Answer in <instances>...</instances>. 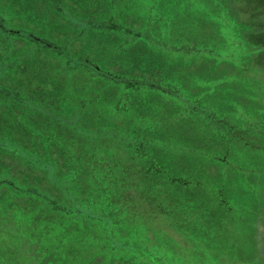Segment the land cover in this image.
Masks as SVG:
<instances>
[{
  "label": "rangeland",
  "instance_id": "1",
  "mask_svg": "<svg viewBox=\"0 0 264 264\" xmlns=\"http://www.w3.org/2000/svg\"><path fill=\"white\" fill-rule=\"evenodd\" d=\"M243 3L248 24L228 0H0V264H264Z\"/></svg>",
  "mask_w": 264,
  "mask_h": 264
},
{
  "label": "crops",
  "instance_id": "2",
  "mask_svg": "<svg viewBox=\"0 0 264 264\" xmlns=\"http://www.w3.org/2000/svg\"><path fill=\"white\" fill-rule=\"evenodd\" d=\"M229 1V3H230V5H231V7H233L238 13H239V15H240V17H241V19L245 22V23H247L248 24V21L245 19V17H244V11H243V5H244V1H247V0H228ZM243 1V2H242ZM243 4V5H242ZM264 23V22H263ZM263 23H258V24H260V28H261V33H263L264 32V24ZM260 30V29H259ZM193 50V47H192V45H190L189 47H188V50L187 51H189V52H191ZM201 51H207L206 49L204 50V49H200ZM205 53H207V52H205ZM105 164V163H104ZM106 164H108V162H106ZM154 163H152V162H150V166H152ZM147 167L145 170L149 173V172H151V170H153L154 168H152V167ZM157 171H162V167L161 166H159V165H157ZM125 171V170H124ZM114 174V173H113ZM114 175H116V174H114ZM121 177H120V179L121 180H127L126 179V175L125 174H122V175H120ZM118 176H116V178H117ZM117 183H120L121 185H124V183H123V181H120V180H117L116 181ZM115 184V183H114ZM126 198V197H125ZM163 264V263H162Z\"/></svg>",
  "mask_w": 264,
  "mask_h": 264
},
{
  "label": "trees",
  "instance_id": "3",
  "mask_svg": "<svg viewBox=\"0 0 264 264\" xmlns=\"http://www.w3.org/2000/svg\"><path fill=\"white\" fill-rule=\"evenodd\" d=\"M86 60V59H85ZM83 62H84V65H86V67H88V68H90V67H92L91 65H89V64H87V62H85L84 60H83ZM90 66V67H89ZM92 69V68H91ZM94 70H96L97 72H96V74H103V75H106L107 77H109V78H115V76H113V75H111V74H109V73H106V72H104V71H102L101 69H99L98 68V66H95L94 68H93ZM139 82H140V80H138ZM151 84H156V83H151ZM158 86V85H157ZM107 165V164H106ZM111 174H113V173H111ZM110 183H112V182H110ZM92 215H93V213H92Z\"/></svg>",
  "mask_w": 264,
  "mask_h": 264
}]
</instances>
